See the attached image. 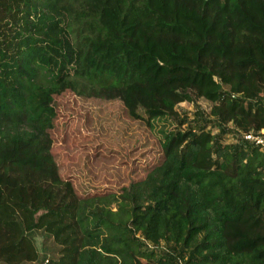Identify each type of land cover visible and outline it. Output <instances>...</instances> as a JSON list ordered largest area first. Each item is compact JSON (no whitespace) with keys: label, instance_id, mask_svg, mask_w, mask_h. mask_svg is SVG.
I'll list each match as a JSON object with an SVG mask.
<instances>
[{"label":"trees","instance_id":"1","mask_svg":"<svg viewBox=\"0 0 264 264\" xmlns=\"http://www.w3.org/2000/svg\"><path fill=\"white\" fill-rule=\"evenodd\" d=\"M66 92L149 128L201 100L209 124L162 130L142 176L81 194L56 160ZM262 129L264 0H0V263L36 262L42 230V264H264V149L243 138Z\"/></svg>","mask_w":264,"mask_h":264},{"label":"rangeland","instance_id":"2","mask_svg":"<svg viewBox=\"0 0 264 264\" xmlns=\"http://www.w3.org/2000/svg\"><path fill=\"white\" fill-rule=\"evenodd\" d=\"M58 105V125L53 131L56 160L61 174L72 176L81 194L93 187L117 189L142 176L144 165L160 153L162 130H177L194 122L209 124L206 114L210 105L201 100L178 104V118L154 120L151 128L130 119L119 101H96L66 92L58 99ZM181 120H186L182 126ZM209 127L213 133L222 134L223 143L242 140L230 126ZM29 236L39 257L36 262L25 264L44 263L56 245L42 230H34Z\"/></svg>","mask_w":264,"mask_h":264},{"label":"built area","instance_id":"3","mask_svg":"<svg viewBox=\"0 0 264 264\" xmlns=\"http://www.w3.org/2000/svg\"><path fill=\"white\" fill-rule=\"evenodd\" d=\"M243 138L249 141L254 146L264 149V130L259 132H249L243 135Z\"/></svg>","mask_w":264,"mask_h":264}]
</instances>
